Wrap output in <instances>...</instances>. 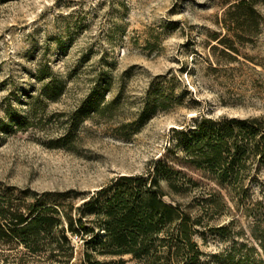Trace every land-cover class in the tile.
I'll use <instances>...</instances> for the list:
<instances>
[{
	"label": "rangeland",
	"instance_id": "374dc122",
	"mask_svg": "<svg viewBox=\"0 0 264 264\" xmlns=\"http://www.w3.org/2000/svg\"><path fill=\"white\" fill-rule=\"evenodd\" d=\"M229 1L0 0L1 192L84 196L118 174L145 171L172 140L169 129L199 112L264 116V6L256 40L238 45L239 54L227 61L220 46L211 48L210 36L221 31ZM38 68L62 80L53 99L44 94L50 78L39 79ZM101 80L111 106L79 122L65 144L70 117L95 100ZM154 84L172 90L181 104L133 124ZM233 211L224 206L210 219L220 226L235 217L230 233L195 237L208 264H228L232 239L241 243L250 234L249 219ZM0 264L42 263L5 250Z\"/></svg>",
	"mask_w": 264,
	"mask_h": 264
},
{
	"label": "trees",
	"instance_id": "16d2710c",
	"mask_svg": "<svg viewBox=\"0 0 264 264\" xmlns=\"http://www.w3.org/2000/svg\"><path fill=\"white\" fill-rule=\"evenodd\" d=\"M261 5L264 0L229 1L218 20L221 31L210 36L211 48L220 46L227 61L235 59L238 45L253 43L260 34ZM36 76L50 78L44 85L48 98L62 88L51 71L38 68ZM107 87L101 80L95 100L70 117L61 138L65 144L79 122L109 109L113 100L105 102L102 93ZM181 101L154 84L132 123ZM169 132L172 140L145 171L118 174L87 195L65 190L14 196L0 190V252L21 251L42 264H208L195 237L230 233L235 217L220 226L210 222L228 205L249 219L250 234L241 243L232 239L226 263L264 264V116L199 112Z\"/></svg>",
	"mask_w": 264,
	"mask_h": 264
},
{
	"label": "water",
	"instance_id": "95a60500",
	"mask_svg": "<svg viewBox=\"0 0 264 264\" xmlns=\"http://www.w3.org/2000/svg\"><path fill=\"white\" fill-rule=\"evenodd\" d=\"M174 128H176V127H174Z\"/></svg>",
	"mask_w": 264,
	"mask_h": 264
}]
</instances>
